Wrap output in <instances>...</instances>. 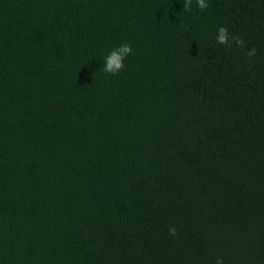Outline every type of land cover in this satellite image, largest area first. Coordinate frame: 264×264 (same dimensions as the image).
Masks as SVG:
<instances>
[{
	"label": "trees",
	"instance_id": "1",
	"mask_svg": "<svg viewBox=\"0 0 264 264\" xmlns=\"http://www.w3.org/2000/svg\"><path fill=\"white\" fill-rule=\"evenodd\" d=\"M208 3L0 0V264H264V0Z\"/></svg>",
	"mask_w": 264,
	"mask_h": 264
},
{
	"label": "clouds",
	"instance_id": "2",
	"mask_svg": "<svg viewBox=\"0 0 264 264\" xmlns=\"http://www.w3.org/2000/svg\"><path fill=\"white\" fill-rule=\"evenodd\" d=\"M197 7L201 10L207 9L210 5L208 0H196ZM183 9L187 10L191 8L192 0H183ZM216 40L218 44L225 46L230 45V42L234 41L237 45L242 46L244 44L243 39L237 36H230L229 30L221 26L217 30ZM133 49L130 44L122 43L116 48H113L109 54L103 60V72L107 75L115 76L122 72L125 68V61L127 57L132 55ZM256 54V49L252 48L246 55L251 58ZM176 228L172 227L170 229V234H175ZM216 264H223V258H217Z\"/></svg>",
	"mask_w": 264,
	"mask_h": 264
}]
</instances>
